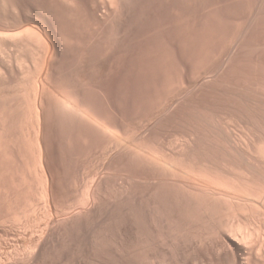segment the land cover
Segmentation results:
<instances>
[{"label": "bare ground", "instance_id": "bare-ground-1", "mask_svg": "<svg viewBox=\"0 0 264 264\" xmlns=\"http://www.w3.org/2000/svg\"><path fill=\"white\" fill-rule=\"evenodd\" d=\"M213 8L0 0V264H264V69L211 99L258 44L203 61Z\"/></svg>", "mask_w": 264, "mask_h": 264}, {"label": "rangeland", "instance_id": "rangeland-1", "mask_svg": "<svg viewBox=\"0 0 264 264\" xmlns=\"http://www.w3.org/2000/svg\"><path fill=\"white\" fill-rule=\"evenodd\" d=\"M215 1L218 3H216L215 4ZM219 1V2H218ZM214 0V11H215V9H216V11L212 14V12L210 13V17H211V14H212V16L214 15V17H212L213 18V20H212V22H211V26H210V21L207 23V25L205 26H202L204 29H205V31L208 29L207 27L208 26H210V30L211 31H209L210 33H208V35H210V38H209V40H208V37L209 36H206V33L204 34V29L202 28V40L201 41H204L205 39H206V42L208 41V43H206V42H202L201 44V46H203V45H205V49H203L202 50V47H201V51H202V54H201V56H202V60L203 61H208V60H210L212 57H213V55L214 56H216L217 54H218V52L221 50V46H223V44L224 43H226L225 41H227V40H229L231 37H232V35H233V32L235 31L234 29L235 28H237V27H242L243 25H246V26H248V24H249V27H250V29H251V34H249L248 33V35L246 36L247 38V40L248 39H250L249 41L251 42V39H252V41H253V43H254V41L256 42L255 43V45L257 44V42H258V44H260V46H262V48L261 47H258L257 45L255 46V49L254 50H251L250 51V53H248V55H247V53L245 54H243L244 55V57H249V59L248 58H246V59H248L247 61H245L244 60V58H243V62L241 61V64L239 63V66H238V63H237V69L239 68V70H237V69H233V70H230V71H228L227 72V74H226V76H228V75H230L229 77H227L226 78V81L225 82H227V79L228 80H230L229 82H227V83H225V84H223V85H220V87H222V89H225L226 91L229 89V91H234L235 89L237 90L238 88V90L240 91V89H242V91L244 92H238V90H237V92L240 94V93H243V94H245V93H247L248 91H250V89L248 90L247 89V87H248V84H250L249 85V88H253V87H251V86H253V85H251V84H254V88H253V92L252 91H250L249 93H251V94H253L255 91V89L257 88V90H258V86H255V84L258 82L257 81V75L258 76H260L261 77V75H262V73L260 74V70L259 69H264V65H261V64H264V62L262 61L263 59H264V48H263V44H264V39H263V37H264V31H263V29H264V0H225V1H223V0ZM221 1V2H220ZM228 1V2H227ZM252 1V2H251ZM244 2V3H243ZM258 2V3H257ZM261 2V3H260ZM224 3V4H223ZM227 3H228V6H227ZM252 3H255V4H252ZM248 4V5H247ZM253 5V6H250V5ZM260 4V5H259ZM242 5V6H241ZM262 5V6H261ZM215 6H217L216 8H215ZM248 6V7H247ZM219 7V8H218ZM237 7L239 8V9H237ZM251 7H252V9H251ZM257 7V8H256ZM261 7V8H260ZM241 8V9H240ZM243 8V9H242ZM247 8H249L248 10H247ZM228 9V10H227ZM230 9V10H229ZM234 9V10H233ZM250 9H251V11H250ZM217 10H218V12H217ZM244 10V11H243ZM260 10H261V12H260ZM221 11V12H220ZM225 11H226V13H225ZM242 11H243V15H241L242 14ZM245 11H247V12H245ZM227 12H228V14H227ZM231 12H232V15H231ZM237 12V13H236ZM259 12L261 13V14H259ZM202 13V12H201ZM215 13H216V15H215ZM247 13V14H246ZM203 14V13H202ZM257 14H259V18H258V16H256ZM229 15V16H228ZM240 15H241V17H240ZM246 17H245V16ZM202 16H205L204 14L202 15ZM239 16V17H238ZM263 16V17H262ZM216 17V18H215ZM222 17V18H221ZM230 17V18H229ZM237 17V18H236ZM248 17V18H247ZM211 18V19H212ZM233 18H234V20H233ZM246 18V19H245ZM217 19H219V20H217ZM225 19V20H224ZM240 20L239 22H238V20ZM243 19V20H242ZM257 19V20H256ZM259 19V20H258ZM202 20H203V17H202ZM227 20V21H226ZM246 20H247V22H246ZM226 23H225V22ZM232 21V22H231ZM250 21V22H249ZM256 22L259 24V22H260V24H259V26L260 27H258V25L256 24ZM223 23V24H222ZM243 23V24H242ZM245 23H247V24H245ZM263 23V24H262ZM209 24V25H208ZM215 24V25H214ZM229 24H230V27H227V25L229 26ZM240 24V25H239ZM213 25H214V27H213ZM262 25V26H261ZM215 26L217 27V30H216V28H215ZM234 26V27H233ZM222 27V28H221ZM223 27H225L224 29H223ZM207 28V29H206ZM218 28H220V29H218ZM228 28V29H227ZM233 28V29H232ZM263 28V29H262ZM255 29V30H254ZM209 30V29H208ZM207 30V31H208ZM215 30V31H214ZM234 30V31H233ZM206 31V32H207ZM232 31V32H231ZM213 33H215V34H213ZM219 33V34H218ZM261 33V34H260ZM218 34V35H217ZM229 34H230V36H229ZM258 34V35H257ZM263 34V35H262ZM227 35V36H226ZM252 35V36H251ZM257 35V36H256ZM212 36V37H211ZM220 36V37H219ZM230 37V38H229ZM250 37V38H249ZM260 37V38H259ZM204 38V39H203ZM216 38V39H215ZM229 38V39H228ZM255 39V40H254ZM218 42H217V41ZM258 40V41H257ZM260 40V41H259ZM261 42V43H260ZM206 44H207V46H206ZM212 46V47H211ZM208 48H211V49H208ZM220 48V49H219ZM254 48V47H253ZM252 48V49H253ZM260 48V49H259ZM262 49H263V51H262ZM206 52H205V51ZM216 50H218L217 52H216ZM257 50H258V52H257ZM208 51V52H207ZM252 52V53H251ZM263 53V54H262ZM257 54V55H256ZM246 55V56H245ZM250 55V56H249ZM254 56V57H253ZM251 57H253L252 59H251ZM214 58V57H213ZM261 58V59H260ZM263 58V59H262ZM255 59V60H254ZM249 60H251L250 62H249ZM211 61V60H210ZM262 63H261V62ZM243 63V64H242ZM256 63V64H255ZM259 63H260V65H259ZM248 64V65H247ZM242 65V66H241ZM246 65V66H245ZM254 65H255V67H254ZM249 66V67H248ZM262 66V67H261ZM243 67H245V68H243ZM247 67V68H246ZM251 67V68H250ZM258 67V68H257ZM261 67V68H260ZM253 69H254V71H253ZM243 70V71H242ZM250 72H249V71ZM236 71V72H235ZM243 73H242V72ZM247 73V75H245V72ZM256 71L258 72V73H256ZM263 71V70H262ZM261 71V72H262ZM233 72H234V74H233ZM255 72V73H254ZM232 75H231V74ZM241 73H242V75H241ZM248 75H250V77L252 78L251 80L249 79L250 77L248 76ZM256 75V76H255ZM234 76H235V78H234ZM238 76H241V77H238ZM247 77V79H246V77ZM253 76H254V79H255V81H254V83H252L253 82ZM260 77H258V78H260ZM234 80V81H233ZM236 80V81H235ZM242 80H245V81H242ZM250 80V81H249ZM259 80V79H258ZM252 81V82H251ZM236 82V83H235ZM240 82V83H239ZM243 83V86H242V83ZM245 82V83H244ZM247 82V83H246ZM250 82V83H249ZM256 82V83H255ZM235 83V84H234ZM233 84V85H232ZM236 84H237V86H239V87H236ZM239 84V85H238ZM229 86V87H227V86ZM240 85H241V87H240ZM245 85H247V86H245ZM225 86V87H224ZM227 87V88H226ZM234 87H236V88H234ZM232 88H234V89H232ZM244 88H246V89H244ZM219 90H221V88L219 89ZM236 90L234 91V92H236ZM245 90H246V92H245ZM224 92V90H221V91H216V93L214 92V94H211V99L212 100H218L217 98H221L222 100H224L225 99V101H229V100H231V97H232V100H234L235 99V97H233V95H235V94H233V92L231 91V92ZM219 92H221V93H219ZM225 93V94H223V93ZM222 94V96H224L223 98L221 97V95H219V94ZM230 93V94H229ZM229 94V95H228ZM216 95V96H215ZM228 95V96H227ZM230 95H232V96H230ZM240 95H242V94H240ZM245 95H248V93L247 94H245ZM250 95V94H249ZM219 96V97H218ZM210 97V96H209ZM212 97H214V98H212ZM228 97H230V99L228 98ZM221 100V101H222ZM220 101V100H219ZM134 116V115H133ZM256 154V153H255ZM200 165V164H199ZM199 165H198V167H199ZM178 168H179V166H178ZM182 168H184V169H182V170H185V167L183 166ZM180 169V168H179ZM235 170V169H234ZM236 171V170H235ZM240 171V170H239ZM237 172V171H236ZM241 172V171H240ZM239 173V172H238Z\"/></svg>", "mask_w": 264, "mask_h": 264}]
</instances>
